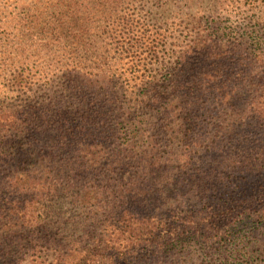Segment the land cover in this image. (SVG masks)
<instances>
[{
    "label": "trees",
    "instance_id": "obj_1",
    "mask_svg": "<svg viewBox=\"0 0 264 264\" xmlns=\"http://www.w3.org/2000/svg\"><path fill=\"white\" fill-rule=\"evenodd\" d=\"M0 264H264V0H0Z\"/></svg>",
    "mask_w": 264,
    "mask_h": 264
},
{
    "label": "rangeland",
    "instance_id": "obj_2",
    "mask_svg": "<svg viewBox=\"0 0 264 264\" xmlns=\"http://www.w3.org/2000/svg\"><path fill=\"white\" fill-rule=\"evenodd\" d=\"M250 14H252V13L248 12L247 7H240L239 12L235 11V13L231 14L230 18L233 19V22L244 25V24L248 23L249 20L247 19V17ZM187 19H189V20H187V22L191 25L192 23L190 21H192V22L194 21L192 12L187 13ZM256 27L257 26H254V28H256ZM255 34H257V33L255 32ZM123 174L125 176H127V173H123ZM157 214L162 215V216L166 215V214H168V210L166 208H162L159 211H157Z\"/></svg>",
    "mask_w": 264,
    "mask_h": 264
}]
</instances>
